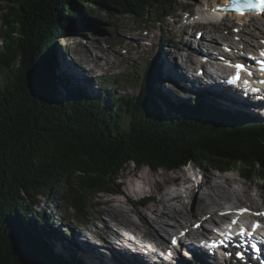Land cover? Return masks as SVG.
<instances>
[{
  "label": "trees",
  "instance_id": "16d2710c",
  "mask_svg": "<svg viewBox=\"0 0 264 264\" xmlns=\"http://www.w3.org/2000/svg\"><path fill=\"white\" fill-rule=\"evenodd\" d=\"M77 2L89 7L84 8L88 14L76 12ZM176 3L0 0V264H72L74 260L56 253L59 259L53 260V254L47 257L32 245L45 244L30 237L29 215L44 219L32 208L43 197L54 196L73 210L71 219L87 221L95 198L121 193L117 180L131 163L155 171L197 164L235 170L249 181L264 180V124L224 121L202 103L197 111H177L164 103L166 115L154 102L157 92L149 88L154 71L139 101L116 96L114 110L106 111L104 100L82 90L69 91L64 83L68 91L64 100L59 98L63 94L54 81L56 60L48 50L68 35L72 24L80 26L83 21L77 16L88 18L98 9L149 20L156 7L172 11Z\"/></svg>",
  "mask_w": 264,
  "mask_h": 264
},
{
  "label": "rangeland",
  "instance_id": "374dc122",
  "mask_svg": "<svg viewBox=\"0 0 264 264\" xmlns=\"http://www.w3.org/2000/svg\"><path fill=\"white\" fill-rule=\"evenodd\" d=\"M220 1L221 0H219V2ZM212 2H216V1L215 0H177L176 4L178 5L179 11L178 12L168 11L171 12L170 15L172 17L167 19H160L156 11H154L153 15H150L149 21H145L143 19L128 15H122V16L112 15V14L108 15L106 12L100 11L98 9H94L92 12H90L92 14H89L88 18L86 16L84 18L82 16L86 15V13L88 12L85 11L84 8H89V7H87L86 4L84 3L77 2L78 4L77 3L75 4V6L77 7L76 12L78 10L79 15H82V16H77V20L81 18L83 22L79 23L80 25L78 26L79 28L78 27L76 28L75 23L72 24V27L69 28L67 31L69 32L68 35L60 36L56 44H54L53 47H51L48 50L49 53L54 52V55H58L59 53V58L62 60V62L67 63L66 66L67 65L70 66L69 67L70 69L68 71H64L59 67L58 72L56 73V75H54L55 76L54 81L59 91L63 94L60 95L59 98L64 100L65 99L64 94L68 90L69 91L82 90L85 93L89 92L88 94H90L91 98L93 99L102 98L104 102L106 101L105 102L106 111L115 109L113 106V102H115V100L118 99V97L116 96H120V97L127 96L136 103L144 94L145 85L149 78V74L153 73V71L155 70V66L158 65L155 64L157 62L156 59L157 60L159 59L158 52L160 51L161 53L165 54V60L169 64L178 65V60L181 61L180 57L182 56V53L178 51L177 57L179 58L177 59V61H176V57L175 59L173 57L171 58V60L169 59L170 53L177 52L175 46H179V47H183V45L185 46V42H186L185 40L187 39V37L188 39L190 38L196 41L199 40L198 33L202 29H199L200 27L196 28V26L195 28L194 27L191 28L188 26L187 22H191L192 24H194L197 21H202L204 17H206V15L209 16V14L207 13L209 12L210 7L213 6L211 4ZM181 8L184 9L186 13H183ZM205 8H208L206 12H205ZM158 11L160 12L161 10ZM153 18H155L154 19L155 21L149 24L148 29L152 27L154 28V30L151 31L150 33H147L144 30L145 25L143 24L151 22ZM159 19L161 22H158ZM250 19L251 18L244 20L243 23H249ZM74 21L76 22V20ZM174 21H176V23L178 21L181 27L185 26L183 27L184 30L181 29L182 31H180L179 29H177V27H174V25L176 24V23L174 24ZM225 21H226L225 24L223 23L218 25L222 26L224 29L225 28L229 29V33L226 31L224 32V34H226L227 36L230 35L232 38L231 42L233 43L235 39H237L235 36L238 33L234 30L239 27L240 20H235V18L232 15H230L228 19ZM253 21L255 20L253 19ZM229 23H232V26L230 24L229 27L227 25ZM262 24H264V19H259L257 22L255 21V23H253V25H258V26H261ZM253 25L246 27L244 26L242 28L243 31H241V34L239 36L243 37L247 35L248 32L250 31H252L253 34L257 36V33L260 32V29L258 31V26L255 27ZM94 31L96 32V34H93ZM184 32H186V34H183ZM213 32L214 30L210 28L209 33H206L202 39L205 38L206 42L211 44V42L207 39L209 38L210 34H213ZM164 34L167 36L165 37ZM144 38L148 40V42L145 41ZM253 40L256 41L257 39L253 38ZM143 41L147 43L143 44L142 43ZM44 43H46V40H43V44ZM162 43H164V46L159 47V45H161ZM1 45L2 43L0 41V46ZM173 45L175 46L173 47ZM214 45L215 46L217 45L219 47L224 44L222 39L219 38V43H214ZM50 58L47 59L48 63ZM180 63L179 66H181ZM49 68L50 69L48 71L50 74V72L52 73L50 63H49ZM181 69L180 72H183L184 67L181 66ZM77 72L79 73V77L84 78L83 80L84 81L86 80L90 84L91 87L90 91L84 90L82 87H77L72 83L71 76L69 74L74 73L75 76H77ZM62 83H64L65 86L68 87V90H65V88L62 86ZM156 85L157 83L151 82L149 84V88ZM83 86H85L84 83ZM165 87H166L165 88L166 91L172 94L171 93L172 90L170 88L171 84L168 82V80L166 81ZM151 93L152 92L149 89L147 95L150 98H152ZM186 93L187 92H182V93L175 92L172 94L174 99L165 96L169 100L162 103L160 100V96L156 94L155 101L157 102V106L161 108V109L158 108L159 111H162V113L169 115L167 111V107L165 106L164 103H168L172 105L173 108H175L177 111L182 108L184 109L185 107L188 108L189 110H196V111L200 110L201 108L198 106L199 103H202L203 105H205L206 103V105L210 106L209 104H207V101L204 99L206 98L207 94L203 93L199 95L197 94L188 95L189 93L187 94ZM103 94H105L106 96ZM113 95L115 97L114 100H112ZM165 95H167V93ZM154 102H150V103L153 106H156ZM214 102L217 105H220L218 100ZM216 104L213 103L212 105H216ZM171 108L172 107H170V109ZM225 109L227 110L228 108ZM214 110H215L214 112H217L220 115V117L224 119V121L230 120V121L239 122L244 120L245 121L256 120L252 122L264 124V107H262V115H260L259 113H254L257 114L255 117L257 119L249 117L250 115L244 117V116H239L240 113L233 115L232 113L225 112L222 110H218V109H214ZM204 113L206 114L209 112L204 111ZM207 179H209V182H213L212 186L210 185L209 188L204 187L203 190L200 187L197 189L194 188L199 183L201 182L204 183L205 181H207ZM117 183L121 185V193L117 196L103 194L95 198L91 203L93 205L91 206L93 209L91 210V212L88 213L90 214V216L87 222L72 220L71 218L74 215L73 210L69 209L68 205L64 201L60 202L54 196H52L50 200L47 198L41 199L40 202L44 201V204L51 207L49 211L42 213L46 218V222L43 219L45 223L41 224L40 221L36 220L34 215L33 216L29 215L31 217L29 219V221H31L30 223L31 228L28 229L30 231L31 238L33 236V238L35 237L36 241L44 242L45 244L44 246L41 245L37 246L35 245V243H33L32 245L35 246V248L36 247L41 248V251H43V254L47 257H49L51 254H53V256L56 257L55 256L56 253V255L61 256L65 260H67V257L73 259L74 260L73 263L75 264H90L88 262V259L90 260L91 264H94L95 261L97 260L98 251L91 250L92 257L87 255L88 257L84 258L83 255L85 253L80 252L82 251L83 248L82 246L84 245L80 244L82 246H79L77 243L74 244L71 242V240L74 239L76 233L78 234L80 233V231L82 233L85 232L84 234H86L87 236L91 238L95 237L99 240L100 231L99 233L96 232L95 234L94 230L97 231L98 227L101 228L102 230L104 226L110 227L111 229L115 230L116 228L111 224V221H118L121 215H126L127 217H133L131 215V209H133V212L137 211L138 209H140L138 208V205H141V203L144 201L147 202L148 204L147 208L149 209V211H151V213H153V209H158L162 206V201H166L167 204H171L172 211H171L170 220H172V215L177 216L178 211L181 209L182 203L185 204L187 208L185 210V215L182 216L183 219L181 221L184 227L177 230L171 228L173 229L172 230L173 232H179V233L186 232L185 229L187 228L188 229L190 228V230H192V228L194 229V225L197 222H199V225H201V229L204 228L206 229V225L208 227L210 223L205 225V223L202 221L203 218L202 219L193 218L191 217L192 214L190 213L192 212L194 204H196L195 201H197L198 198L203 197L204 193L205 194L209 192L213 193L212 191L214 185L215 187H219L221 185L225 188V190L228 193L231 192L229 194L231 196V201L228 200L226 202H223V206H227L230 204L238 207H243V206L249 207L250 205H254L255 208L252 207V209L259 208L257 212L260 211L264 212V180L262 179H254L252 181L246 180L245 178H242L241 173L236 172L235 170L219 171L212 167L210 168L207 166H198L197 164H192L189 167L185 169H181L179 171L176 170L172 171L166 169H159L155 171L146 164H142L139 167L135 163H131L128 166H125L124 170L120 173ZM192 185L194 189L192 188ZM205 185L208 186V182ZM177 195L180 200L177 198L178 201H173L172 203L168 202V200H170L169 197L174 199L175 197H177ZM219 208L220 207L215 206L216 211ZM112 210L115 211L112 212ZM149 211L148 212L143 211V209L141 208V212L137 214L138 217H140L145 222L144 226L141 227L143 228L142 231L143 234H146L147 236H150L155 233L152 231V229L145 227V226L151 227L150 223H152V219L151 220L149 219L148 221L143 219V216L145 218H148L149 215L148 213H150ZM34 212L36 211L33 207L32 213ZM48 212H50L51 216H53V214L55 213V218L50 217ZM198 212L196 214H198ZM208 215H211V213L208 212ZM247 215L254 216V213L250 212ZM65 216L68 217V221L65 224V226H62V224L66 222L63 221V217ZM202 216L203 215L201 214L200 218ZM216 216H218V214ZM96 218H98L99 220ZM186 218L188 219V221ZM59 222L61 223L60 227L58 224ZM79 222L82 223L80 225L85 224V229H83V227L79 225ZM99 223L104 224V226H100ZM171 223L173 224L174 221H171ZM35 224H37L36 225L37 230H34L33 226ZM57 224H58V228H55V225ZM157 225L158 222L155 218V226L157 227ZM27 227L29 226L27 225ZM132 228L133 229L135 228L134 223L132 225ZM54 229L58 230L56 238L51 237V231H55ZM168 230L169 229H167V231ZM186 239L188 238L186 237L185 240H183V242H181L179 245V249L182 253L183 251H185L184 249H186L184 247H187V245L191 244L189 243V241H186ZM182 243L183 245L185 244V246H181ZM84 247L86 249L88 248L87 246ZM98 248L101 250L100 252L108 251L106 250V248L104 249L100 247ZM195 249L198 250V248ZM58 253H61L62 255ZM179 253L177 252V250L176 252L171 251L172 255H170V257L172 260H174L172 261V263H176L175 260L177 258L184 259V256L182 254L179 255ZM101 256L103 257L104 254ZM216 258H217L216 255L215 256L209 255L208 260L211 261ZM58 259L59 257H56L53 260H58ZM240 263L243 264L242 262ZM176 264H182V263H176ZM183 264H192V262L190 263L188 260H185Z\"/></svg>",
  "mask_w": 264,
  "mask_h": 264
},
{
  "label": "bare ground",
  "instance_id": "6f19581e",
  "mask_svg": "<svg viewBox=\"0 0 264 264\" xmlns=\"http://www.w3.org/2000/svg\"><path fill=\"white\" fill-rule=\"evenodd\" d=\"M215 1L216 2L213 5V8L210 7L209 12L207 13V14H209V16L206 15V17H209L210 19L212 18V19H215V20H218V21H222V20L228 18V14L229 13H226V12H223L222 10H218L217 9V8H222V6L225 7L228 4L227 3L228 0H221L220 2H219V0H215ZM225 1H226V4L224 3ZM207 10H208V8H205V12ZM167 18H170V17H165L164 19H167ZM234 18H235V20H240V23H243L244 20L247 19L248 17L247 18H242V17H239V16H234ZM178 19H180V18H178ZM205 19L207 20V18H205ZM143 20L149 21L150 19L149 20L143 19ZM175 23H176V21H174V24ZM225 23H226V21L224 22V24ZM194 24L195 25H192V27L195 28V26H196V28L197 27H200L199 29H202L203 34L200 37V40L205 45H209V44H208V42H206V39L205 38L204 39H202V38H203V36L206 33H209V29L212 28L214 30V32H213V34H210L209 38L207 39V40H209L211 42V44H210L211 46H213L214 43H219V38H221L222 41H223V44H225L229 48H233L234 43L231 42V40H232L231 36L230 35L227 36L226 34H224V32H226V31L229 33V29L228 28H225V29H228V30H225L222 26H220L218 24H216L215 26L207 25V24H204V23H198V22H196ZM230 24L232 26V23H229L227 25L230 27ZM246 24L247 23H243L242 25H246ZM227 25H225V26H227ZM253 26L257 27L258 25H253ZM174 27H177V29H179L180 31H182L181 29L184 30L183 27H185V26L181 27L180 24H179V22L177 21V23L174 25ZM259 29H260V32L257 33V36H255L253 34V32L250 31V32H248L247 35L243 36L241 38V40L240 39H238V40H240L241 42L245 43L246 44L245 45L246 47L250 46L253 43H259L260 42V39H262L264 37V24H262L261 26H258V31H259ZM183 34H186V32H184ZM233 35H235V34H233ZM164 36L166 37L167 35L164 34ZM259 36H261V37H259ZM253 38H256L257 40L255 41V40H253ZM144 40L148 42V40H146L145 38H144ZM250 41H252V42H250ZM147 42H144L143 41L142 43L143 44H146ZM160 46L163 47L164 46V43H162ZM174 46L175 45H173V47ZM185 47H186V51H187L186 53H187L188 62H187V66H184V70L185 71L183 70V72H180V69H181L182 64L180 63L179 60H178V65L177 64L176 65L169 64L165 60V54L161 53L160 51L158 52L159 59L158 60L156 59L157 62L155 63V64H158V65L155 66V70H154L156 77L153 79L154 80V83H157V85L156 86H152V90H153V93H156V92L158 93L159 92L160 97H161L160 98L161 103L169 100L167 97H170V98L174 99V97H173L172 94L175 93V92L176 93L187 92V93H189L188 95H190V94H194V95L197 94V95H199V94L205 93L207 95H206V98H204V99L207 101V104H209L211 106V108L214 107V109H218V110H222V111H225V112H229V113H232L233 115H235L237 113H240L239 116H244V117L250 115L249 117L255 118L257 114H254V113H259L260 115H262V107H264V103H261L260 102L261 104H255L251 99H249V100L244 99V94L239 91V89L237 88V86H231L229 84H224L221 87L222 91L213 90L212 85L209 82L207 84V82L205 81V79H204L205 76L204 77H200V76H197L196 75L197 77H195V74L194 73H195L196 70H195V68H193L194 67L193 64H196V65L197 64H200V65H202L201 68H203L204 65H206L207 68H213V67H211V66H209L207 64L199 63V62L196 63V60H195L196 55L197 54H200L201 55L203 53V51H204V48H202L200 46L199 47H192V45H189V44H186L184 46V48ZM209 50L211 52V50H213V48L210 47ZM190 53H197V54H195L192 57V59H191ZM170 54H172V53H170ZM203 54H206V53L204 52ZM212 55H214V54H212ZM51 56H52L53 59L56 60V63H55L56 64V73L58 72V70H59L58 68L59 67L62 70H64V71H68L70 69L69 68L70 66H68V65L66 66L67 63L62 62V60L59 58V53H58V55H54V52H52L51 53ZM171 57H173L175 59L174 56H171ZM197 57H199V55H197ZM179 63H180L181 66H179ZM251 63H253V62H251ZM199 69L197 70L198 72H199ZM228 72H229V74L232 75V74H234L236 72V70H233L232 71L231 69H228ZM141 74H143V73H141ZM69 75L71 76V81H72V83L75 86L82 87L84 90H88V91L91 90L90 84L86 80L84 81L83 80L84 78L79 77V73L78 72H77V76L78 77L75 76L74 73L73 74L71 73ZM220 78H222V77H220ZM167 80L171 84V87L170 88L172 90V92H171L172 94L168 93L166 91V89H165L166 88L165 85H166V81ZM249 81H251V80L249 79ZM83 83L85 84V86H83ZM231 90H234V91H231ZM258 91H260V90H258ZM243 92H247V91H243ZM166 93H167V95H165ZM103 95H105V94H103ZM108 96H109V94H108ZM165 96H167V97H165ZM258 97H264V93L259 94ZM153 98H155V96H153ZM216 100H218V102H219L220 105H217L214 102ZM116 102H117V100H116ZM213 103L216 104V105H212ZM225 108H228L227 110H229V111H227ZM255 119H257V118H255ZM207 182H208V186L205 185V184H207ZM193 185H192V188H193ZM210 185L212 186L213 185V182H209V179H207V181H205L204 183H202V182L199 183L194 188L197 189V188L200 187L203 190L204 187L209 188ZM212 192L213 193H211V192L206 193V194L204 193V196L203 197L198 198L197 201H195L196 204H194V207L192 209V212L190 213V214H192L191 217H193V218H197V219H202L203 218L202 221L205 223V225L206 224H209L210 222H211V224L217 223V221H215L216 219L214 217H212V216L217 215V212H218V211H216L215 206H218V207H220L219 209H222L223 207H225V206H223V202H226L228 200L231 201V196L229 195L231 192L228 193L225 190V188L223 186H221V185L219 187H215V185H214ZM177 198H178V195L174 199H172V198L169 197L170 200H168V202H171L172 203L173 201H178L179 198L178 199ZM171 206L172 205L171 204H167L166 201H162V206L160 208L153 209L152 218L155 217L156 220H157V222H158L157 228L155 229V231H156L157 234H155L154 237L157 240H160V241H155L154 242V247H152V246L150 247V250L152 252L151 251H147L144 248L142 250L141 249L142 248V242H140V241L137 242L139 244H136L135 245L139 249V252L135 251L137 249L132 250L133 248H131V247H129V246H127L125 244V241L126 240L123 239L122 236L118 235L116 233V231L113 230V229H111L110 227H105L104 224H102V223H99L100 226H104L102 228V230L99 227L97 229V232L98 233L100 231L99 237L101 238L103 236V234L106 237H110V239H111L110 241L115 242V244L117 245L116 246L117 247L116 249H115V246L113 244L109 243V240H107V241H101V242H96V241H98L97 238H95V237L91 238V237L87 236L86 234H84L85 232L82 233L81 231L78 234L76 233V235L74 236V239L71 240V242L74 243V244L77 243L79 246L84 245V246H87L88 247L86 249L84 246H82L83 247L82 248V251H80L82 253H85L83 255L84 258L88 257L87 255H89V256L92 257L91 250L92 251H98V256H97V253H96L97 260L95 261L94 264H135V263H137V264H148V263L149 264H159V262L162 261V259L159 256H156L157 254L154 255V253H153V252H155L157 250V247L156 246H157L158 242H162L163 244H165V247L168 250H171L173 248V251L176 252V250H177L178 253L180 252L179 255L182 253L180 251V249H179V245H180L181 242H183V240L176 241V243L173 244L172 241L175 240V239H174L173 235L170 232H167V229H169V230H173V229L177 230V229H180V228L184 227V225H183V223L181 221L183 219L182 216L185 215V210H186L187 207L185 206L184 203H182L181 209L178 211L177 216L176 215L175 216L172 215V220H170V218H171V211H172ZM232 206H235V205H232ZM164 209H165V212H164ZM114 211L115 210H112V212H114ZM167 211H168V213H167ZM197 212H198V214H196ZM208 212L211 213L212 216L211 215H208ZM201 214L203 216L200 218ZM120 218H124V220H127V219H130L131 220L132 219L131 217H127L126 215H121ZM96 219H98V218H96ZM143 219L146 220V221H148L150 218H149V216H148V218H145L143 216ZM184 220H185V218H184ZM171 221H174V223L172 224ZM187 221H188V219H187ZM111 222H113V221H111ZM80 224H82V223L79 222V225ZM35 225H37V224H35ZM136 225H137V223H136ZM62 226H64V225L62 224ZM80 226H82L83 229H85V225H80ZM179 226H181V227H179ZM145 227H147V226H145ZM154 227L155 226H152V228H154ZM171 228H173V229H171ZM206 228H207V225H206ZM138 229L135 230V231H138ZM204 230H205V228H204ZM248 232H251V231L250 230H246V236H247V233ZM138 233H139L138 236H140L141 235L140 232H138ZM185 233L187 234V232H185ZM229 233H227V234H229ZM238 233L239 232H236L234 234L238 235ZM131 235L134 236V239H137V234L135 232L133 234H131ZM208 235H209V232H208ZM250 237L252 238L251 239L252 242L254 240L257 244H260V245L264 246V244L260 240V239L264 240V236H261L260 238L259 237H255L254 238L253 236H250ZM187 238L188 239H186V241H189V243H191V244L187 245V247H184L186 249H184L185 251H183V253L188 254L190 256H192L193 254H196L198 256H201V260H198V262L199 263H202V262L204 263L205 262V259H206V255H205V252L206 251L205 250H207L208 247L206 246L207 249H201L202 248L201 246H205L204 244H202V242H200V241L195 242V241H193L191 239L190 236H187ZM225 239H226V236H223L221 241H224L225 242L226 241ZM80 244H82V245H80ZM253 244H255V243H253ZM226 245H227V243H224V244L218 243V246L226 249V251H228V249H233V246L229 247V246H226ZM181 246H185V244L183 245V243H182ZM98 247L103 248V249L106 248V250H108V251L107 252L102 251L103 252L102 253V252H100L101 250ZM195 248H198V250L195 249ZM214 249H215V247H214ZM214 249H211L210 256L211 255L212 256H215V255L217 256L218 253L214 252ZM119 251H121V252H119ZM148 252L151 253L153 256L152 255H149ZM169 253H170V255H172L171 252H169ZM58 254L62 255L61 253H58ZM103 254H104V256L102 257L101 255H103ZM235 254H237V250L235 251L234 255ZM207 256L209 257V255H207ZM219 256L221 258V256H222L221 253H220ZM165 257L168 258L167 255ZM223 257H224V259L223 258L222 259H223L224 262L225 261L226 262L227 261L230 262L231 257H228V255H223ZM68 260L70 261V260H73V259L68 258ZM168 260L169 259H166V260H164V262H167ZM88 262L91 264V262H90L89 259H88ZM236 262H239V261L236 260ZM240 262H242V261H240Z\"/></svg>",
  "mask_w": 264,
  "mask_h": 264
},
{
  "label": "snow or ice",
  "instance_id": "6c2138e0",
  "mask_svg": "<svg viewBox=\"0 0 264 264\" xmlns=\"http://www.w3.org/2000/svg\"><path fill=\"white\" fill-rule=\"evenodd\" d=\"M244 8H247L249 11H256L258 14H262L264 15V0H245V4H244ZM237 12H239L241 15L244 14V10L241 6H239V2L237 0V7L235 9ZM234 31L239 32V29H235ZM237 39H239V37H237ZM228 51H231V49H228ZM261 56L264 57V51L261 52ZM260 64V71L261 74L264 75V59L259 61ZM230 67H234L236 69L235 75L232 78V83H239L242 80V74L243 73H247V75L249 77H251L253 75V72L251 71V69L247 66L246 63L243 62H236V63H229ZM244 85L247 87L250 84L249 80H243ZM259 83H264V80L259 81ZM256 91H258V89H254ZM247 209H241L240 212L241 214L247 212ZM256 215H264V213H256ZM233 223H236V221H233ZM260 225L256 224L254 225V228H258ZM239 236L243 237L245 236V229L241 228L239 233ZM247 235L251 236L252 233L248 232ZM229 239H231V233L228 234ZM173 244L176 243L175 240L172 241ZM224 241H220V244H224ZM217 245L215 244V242L213 243V247H216ZM252 247L254 249H256V245H252ZM257 251H259V249H256ZM238 256L242 257V253H237Z\"/></svg>",
  "mask_w": 264,
  "mask_h": 264
},
{
  "label": "clouds",
  "instance_id": "9594fccd",
  "mask_svg": "<svg viewBox=\"0 0 264 264\" xmlns=\"http://www.w3.org/2000/svg\"><path fill=\"white\" fill-rule=\"evenodd\" d=\"M116 195H118V194H116ZM43 198H44V197H43ZM39 204H40V203H39ZM39 204H38V205H39ZM35 211H36V210H35ZM43 218H44V221L46 222V218H45L44 216H43ZM44 221L41 222V224H44V223H45ZM51 235H52V233H51ZM54 237H55V236H54ZM67 259H68V258H67Z\"/></svg>",
  "mask_w": 264,
  "mask_h": 264
}]
</instances>
